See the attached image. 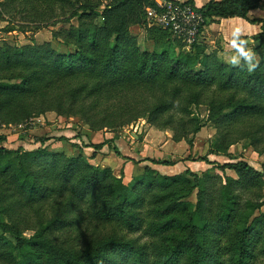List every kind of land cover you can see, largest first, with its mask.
Returning <instances> with one entry per match:
<instances>
[{
    "label": "trees",
    "instance_id": "1",
    "mask_svg": "<svg viewBox=\"0 0 264 264\" xmlns=\"http://www.w3.org/2000/svg\"><path fill=\"white\" fill-rule=\"evenodd\" d=\"M100 5L0 1V17L22 15V32L49 21L61 27L53 33L57 46H0V114L15 111L27 119L56 109L81 116L94 131L147 118L172 129L181 142L201 131L203 120L194 109L205 106L217 129L210 154L229 157L241 140L264 154V19L249 17L264 7L263 0H210L202 7L207 25L236 17L261 25L254 73L241 69L243 60L234 67L218 50L208 52L203 39L187 49L170 30L150 26L154 0H112L103 12ZM134 26L145 28L154 50L142 51ZM132 91L142 101L130 100L126 93ZM109 102L115 110L100 112ZM5 141L0 136V256L7 264H264V213L255 217L264 206V169L246 160H200L237 177L214 168L166 175L146 165L130 187L123 176L82 155L49 151L44 140L30 151L8 149ZM109 142L89 146L99 153ZM195 191L197 202L190 200Z\"/></svg>",
    "mask_w": 264,
    "mask_h": 264
},
{
    "label": "rangeland",
    "instance_id": "2",
    "mask_svg": "<svg viewBox=\"0 0 264 264\" xmlns=\"http://www.w3.org/2000/svg\"><path fill=\"white\" fill-rule=\"evenodd\" d=\"M2 1V0H1ZM100 10L103 12L109 5L105 4L104 0H100ZM100 24L103 20L100 19ZM22 15H6L0 17V46L9 42L12 45L26 46L33 44H43L51 42L57 46L54 39V32L61 27L52 26V22H43L38 26L30 25L28 31L22 32L21 27ZM73 25L78 26V20L72 21ZM212 23L208 21V25ZM244 28L239 23H233L231 26ZM15 27V31L5 32V29ZM131 32L137 36L138 43L142 49L154 50L155 45L148 40L145 28L141 26H134ZM212 39L217 41L219 45L220 34L212 32ZM246 38V37H242ZM251 39V37H247ZM250 46L255 45V39L250 40ZM260 45V44H259ZM188 49V48H187ZM62 52L65 50L61 49ZM260 58L261 53L253 50ZM242 62V61H241ZM130 100H141L140 93H126ZM143 99L155 100L153 97L145 96ZM111 114L115 110L113 103L109 102L100 108V112ZM195 111L201 115L203 120V127L201 131L191 136L189 139H184L181 142L174 140V131L172 129H161L158 126L152 125L147 118H140L139 120L129 124L120 129H102L94 131L86 124L84 118L81 116L69 117L60 115L56 109H50L47 113L29 118L19 117L15 111L3 112L0 114V133L6 138L3 143L8 149L26 151L39 148L40 140L45 141V147L49 151L64 153L69 157L84 156L91 164L101 168L111 169L112 172L118 176H123L124 182L128 186H133L135 178L145 172L146 165L158 166L146 159H154L158 161H170L177 163L175 166H168L171 168L169 173L177 175L184 172L187 168L194 167L195 172L202 173L208 169L214 168L216 172L224 176L237 177L232 170H227L222 173L214 164H206L200 160L208 156L211 161L226 163L230 159H247L248 163L259 170L264 169V154H258L253 147L250 146L248 140H241L239 143L233 145L229 152V157L223 155L210 154L212 152V142L217 134V129L207 121L208 112L205 106L195 108ZM104 141H110V149L106 152L94 153V150L89 145L99 144ZM120 142V151L126 158L117 156L113 150L115 142ZM231 155V156H230ZM192 159L194 161H188ZM127 160V161H126ZM246 160V161H247ZM250 161V162H249ZM193 165V166H192ZM191 166V167H190ZM191 201L197 202V191L190 198ZM264 213V206L255 214L259 217ZM112 225L104 228V232H110ZM32 231L25 232L26 237L32 235ZM65 236L70 237L68 234ZM73 239H76L73 237ZM85 240L81 238L80 241ZM0 264H7L4 257L0 256Z\"/></svg>",
    "mask_w": 264,
    "mask_h": 264
},
{
    "label": "built area",
    "instance_id": "3",
    "mask_svg": "<svg viewBox=\"0 0 264 264\" xmlns=\"http://www.w3.org/2000/svg\"><path fill=\"white\" fill-rule=\"evenodd\" d=\"M108 4L112 0H104ZM157 8L148 10L150 26L170 30L173 35L182 41L186 48L202 40L207 20L202 12V7L195 0H154ZM0 136L1 135L0 133Z\"/></svg>",
    "mask_w": 264,
    "mask_h": 264
},
{
    "label": "crops",
    "instance_id": "4",
    "mask_svg": "<svg viewBox=\"0 0 264 264\" xmlns=\"http://www.w3.org/2000/svg\"><path fill=\"white\" fill-rule=\"evenodd\" d=\"M1 1V0H0ZM200 6H204L207 3L210 2V0H195ZM264 2V0H263ZM250 19L255 18H261L264 19V7L258 8L256 10H252L249 15ZM239 23L241 26H243V37H246L245 39H248L247 37L254 38L256 35H258L261 32V25L259 24H251L245 19L236 17V18H229V19H220V18H214L213 22L206 26L202 39L204 43L208 46V52H213L215 50H218L219 56L226 61L228 58V55H230L232 49L230 48L229 40H230V33L233 29L231 26L233 23ZM212 32H218L220 34V44H217V41H214L211 37ZM213 36V35H212ZM260 44V42L255 41V45H249V47L252 48V50H255V47H257ZM115 146L120 148V142L116 141ZM107 149H110L109 146H105L102 152H106ZM126 156V155H125ZM247 160V159H245ZM127 161V160H126ZM248 162V160H247ZM250 162V161H249ZM250 164V163H249ZM152 168L158 170L162 174L171 175L169 171L171 168L168 166H152ZM193 166V165H192ZM191 167V166H190ZM192 170H195L194 167H191Z\"/></svg>",
    "mask_w": 264,
    "mask_h": 264
},
{
    "label": "clouds",
    "instance_id": "5",
    "mask_svg": "<svg viewBox=\"0 0 264 264\" xmlns=\"http://www.w3.org/2000/svg\"><path fill=\"white\" fill-rule=\"evenodd\" d=\"M243 28L239 25L234 26L230 33V48L232 49L230 55L226 60L231 66L238 67L243 60L244 68L248 73H254L260 67V59L256 52L252 50L250 41L243 37Z\"/></svg>",
    "mask_w": 264,
    "mask_h": 264
},
{
    "label": "water",
    "instance_id": "6",
    "mask_svg": "<svg viewBox=\"0 0 264 264\" xmlns=\"http://www.w3.org/2000/svg\"><path fill=\"white\" fill-rule=\"evenodd\" d=\"M248 40L250 41V39H248ZM250 42H251V41H250ZM250 42H249V43H250Z\"/></svg>",
    "mask_w": 264,
    "mask_h": 264
}]
</instances>
